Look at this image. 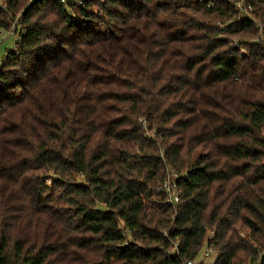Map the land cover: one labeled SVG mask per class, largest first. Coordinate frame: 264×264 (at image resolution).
<instances>
[{
    "label": "clouds",
    "instance_id": "1",
    "mask_svg": "<svg viewBox=\"0 0 264 264\" xmlns=\"http://www.w3.org/2000/svg\"><path fill=\"white\" fill-rule=\"evenodd\" d=\"M0 264H264V0H0Z\"/></svg>",
    "mask_w": 264,
    "mask_h": 264
},
{
    "label": "trees",
    "instance_id": "2",
    "mask_svg": "<svg viewBox=\"0 0 264 264\" xmlns=\"http://www.w3.org/2000/svg\"><path fill=\"white\" fill-rule=\"evenodd\" d=\"M249 211L253 214V215H256L257 216V219L259 218L258 217V213H259V209H257L256 207H255V205H250L249 206ZM246 221H247V226L249 227V228H251L252 227V225L256 222L255 220H249L248 218H246ZM259 227V225H257V228ZM253 230H256V229H253Z\"/></svg>",
    "mask_w": 264,
    "mask_h": 264
}]
</instances>
